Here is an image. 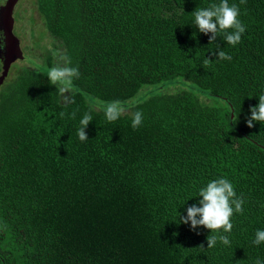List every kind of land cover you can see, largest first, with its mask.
<instances>
[{
  "label": "trees",
  "instance_id": "16d2710c",
  "mask_svg": "<svg viewBox=\"0 0 264 264\" xmlns=\"http://www.w3.org/2000/svg\"><path fill=\"white\" fill-rule=\"evenodd\" d=\"M219 2L36 1L57 46L0 89V264H264V122L246 126L264 94V0H228L246 28L235 47L194 27ZM59 51L80 72L68 101L47 78ZM112 101L127 111L108 122ZM221 177L244 211L230 245L207 248L210 230L179 219Z\"/></svg>",
  "mask_w": 264,
  "mask_h": 264
},
{
  "label": "clouds",
  "instance_id": "9594fccd",
  "mask_svg": "<svg viewBox=\"0 0 264 264\" xmlns=\"http://www.w3.org/2000/svg\"><path fill=\"white\" fill-rule=\"evenodd\" d=\"M245 3L246 0H240ZM192 15L194 16V27L200 33L209 37V44H214L217 37L223 36V40L230 46L235 47L241 41L242 34L246 31L245 26L239 20L240 9L236 4L229 5L228 0H220L218 4H210L206 8L196 9ZM3 33L0 32V49L5 47ZM23 51V50H22ZM24 53V52H23ZM56 63L47 71V78L52 85L59 86L58 91L68 101V95L73 87L74 79L79 78L80 72L78 66H72V61L64 52L54 53ZM215 61L230 60L223 49L214 53ZM205 65H210L209 59H204ZM259 103L255 107L249 109L251 115L247 119L246 126L252 128L254 122H264V94L260 95ZM127 111L126 107L120 101L109 102L104 108L105 118L108 122H115ZM61 116L64 115L62 112ZM73 118L75 113L72 114ZM93 117L89 113H85L80 120V128L77 135L80 141H86L87 134L85 129L92 121ZM143 122V114L139 111L132 113L131 127L135 130ZM197 204L187 208V215L181 216L179 223L190 224L193 230L198 227H204L210 230L211 234L207 237V248L214 247L219 241L225 246L230 245L228 233L232 231L233 224L231 217L234 214H242L244 200L242 196H237L234 185L227 178H217L209 181L206 186L199 189ZM179 214L177 213V216ZM264 243V230L258 229L255 232L252 244L259 246ZM203 249V245L200 246ZM255 264H262L257 260Z\"/></svg>",
  "mask_w": 264,
  "mask_h": 264
},
{
  "label": "rangeland",
  "instance_id": "374dc122",
  "mask_svg": "<svg viewBox=\"0 0 264 264\" xmlns=\"http://www.w3.org/2000/svg\"><path fill=\"white\" fill-rule=\"evenodd\" d=\"M5 1L6 0H0V6L3 5ZM36 1L37 0H20L15 7L14 34L18 37L20 42H22L21 47L25 59L12 65L6 84H10L24 69L44 70V65L41 66V63L48 55V52L55 50L54 48L57 46L50 37L37 11ZM43 31L44 34L41 35ZM54 61H56V58H54ZM45 73L46 72H44V74ZM98 106L100 110H104L106 104H100Z\"/></svg>",
  "mask_w": 264,
  "mask_h": 264
},
{
  "label": "water",
  "instance_id": "95a60500",
  "mask_svg": "<svg viewBox=\"0 0 264 264\" xmlns=\"http://www.w3.org/2000/svg\"><path fill=\"white\" fill-rule=\"evenodd\" d=\"M20 0H6L0 6V32L4 36L5 47L0 49V61L2 62V72L0 75V89L4 86L9 77L13 64L24 59L20 40L14 34L15 18L14 12Z\"/></svg>",
  "mask_w": 264,
  "mask_h": 264
},
{
  "label": "flooded vegetation",
  "instance_id": "af4514ba",
  "mask_svg": "<svg viewBox=\"0 0 264 264\" xmlns=\"http://www.w3.org/2000/svg\"><path fill=\"white\" fill-rule=\"evenodd\" d=\"M20 44H22V42H20ZM21 49H22V47H21Z\"/></svg>",
  "mask_w": 264,
  "mask_h": 264
}]
</instances>
